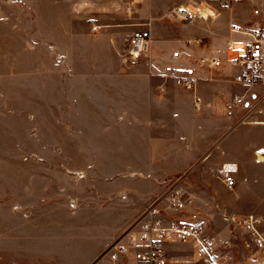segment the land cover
I'll return each mask as SVG.
<instances>
[{
  "label": "rangeland",
  "instance_id": "obj_1",
  "mask_svg": "<svg viewBox=\"0 0 264 264\" xmlns=\"http://www.w3.org/2000/svg\"><path fill=\"white\" fill-rule=\"evenodd\" d=\"M180 6L190 19L171 15ZM207 9L215 17L205 18ZM151 21L167 27L160 37L172 44L170 72L151 73L166 67L162 58L151 63L152 42L129 53L132 32L150 30ZM233 29L264 33V0H0V264H89L172 184L188 200L180 211L166 207L170 216L201 223L227 264H254L243 245L249 236L225 214H254L264 228V196L227 187L212 132L189 133L220 122L212 108L201 114V85L215 109L225 103V118L232 115L225 130L244 119L246 109L230 102L240 90L231 89L233 69L199 62L211 53L226 59V38L244 37ZM188 38L201 41L191 46ZM189 70L195 89L177 82ZM220 79L229 81L208 88ZM254 115L246 121L264 120V105ZM170 146L187 149L168 154ZM249 158L248 188L264 172ZM196 249L176 243L166 264H205Z\"/></svg>",
  "mask_w": 264,
  "mask_h": 264
},
{
  "label": "built area",
  "instance_id": "obj_2",
  "mask_svg": "<svg viewBox=\"0 0 264 264\" xmlns=\"http://www.w3.org/2000/svg\"><path fill=\"white\" fill-rule=\"evenodd\" d=\"M179 9L176 7L171 10V15L183 20L192 17L190 9L186 10L185 7L183 12H179ZM243 32L248 38L241 45L230 44L229 65L234 68L231 80L240 88L239 92L233 93L232 103L246 109L244 119L241 120L246 121L264 105V33L257 29ZM151 42L150 30H135L131 35L129 53L136 57L141 52L148 51ZM200 62L209 68L225 65L215 55L203 56ZM195 81L196 76L189 74L177 79L179 85L188 89L194 88ZM237 170V166L232 163L219 167V173L227 187L233 188L236 185ZM180 189L172 184L152 198L89 264H166L168 248L176 243L197 245L196 254L205 264H227V256L205 234L201 223L168 214L166 207L180 211L187 203L188 198ZM225 218L235 228H241L242 234L249 236L243 245L249 250L252 262L264 264V228L261 226V218L254 214H225Z\"/></svg>",
  "mask_w": 264,
  "mask_h": 264
},
{
  "label": "crops",
  "instance_id": "obj_3",
  "mask_svg": "<svg viewBox=\"0 0 264 264\" xmlns=\"http://www.w3.org/2000/svg\"><path fill=\"white\" fill-rule=\"evenodd\" d=\"M149 25H150L151 35H152V48H151V58L152 59H151V63H153V65H154V62L156 61L154 59H156V58L157 59L162 58V59H164L166 61L165 62L166 63V67H161V68L157 67V66L151 67V73L154 74V75H157V74H163V73L170 72L172 70L173 65H174L171 61L168 62V59H170V56L172 54V51H171L172 44H171V42L169 40L160 37L161 34L167 33V27H165L162 24H157L156 22H152V21L149 23ZM163 30H166V32H164ZM239 34L244 35V37L240 38V39H236V37H234V35H233V37H230V38H232L231 40L230 39L228 40L229 37L226 38V44H227L226 45V59H224L219 54V52H217V53L220 56L217 55L216 53H211V54H207V55L218 56L219 58H221L224 61V63L227 66H229L230 69L234 70V68L229 65V59L231 58V56L229 55L230 52H231L230 44H234L235 46H239V45L242 44V42L244 40H246L248 38L245 33L243 34V33L239 32ZM189 41H191V43H189ZM200 41H201V39H199V38H188L186 40V43L192 46V45H198L200 43ZM155 43L158 44V45H156V50H158V52H159V49L160 50L164 49L162 51V56H160V53L154 54L155 52H153L154 51L153 50L154 49L153 46H154ZM203 56H206V55H203ZM203 56H201V57H203ZM200 58H199V62H200ZM158 68H160V69H158ZM233 70H232V72L234 73ZM188 74L189 75H194L192 70H189ZM188 74H185V75H188ZM138 75H139V78H140L141 74H138ZM227 81H229V80L220 79V80H215V81H212V82L210 81V82H208L207 86H208L209 89H211L213 91L220 90V89L223 88V86H226V83H228ZM196 83H197V79L195 81V86L192 89L196 88ZM235 85L236 84H233L231 89L232 88L234 89ZM182 87H184V86H182ZM200 87L202 89L201 92H203V99H204L203 100V105L205 106V108L203 110V113H201V114H204L205 110H207V108H212L211 110L213 112L214 111L216 112V114H215L217 116L216 120L217 121L220 120V122H218L216 125H213L212 126L213 128H211V127L209 128L207 126H201L200 125V126H198L197 130H195V131H193L192 129H189V133L190 134L195 133L197 135L198 134L207 135V134L212 132V138H215V141L218 144L217 148L220 149L222 153H224V157H223L224 161L222 162V165L232 163V164H235L237 166V168H238V170L235 173V178L237 177L236 185L239 186L238 189L239 190L241 189L242 194H246V191H249L248 194L250 193V195H254L255 197H257V196L263 197L264 195L262 194L261 191H263V188H264V174H263L264 172H262V173L259 172L258 174L256 173L253 176L254 177L253 182L251 183L250 187L248 188L246 185L250 181V176L247 174L246 164H247V157L250 156L252 161L254 163H256L257 165H259L260 170H264V159L260 158L261 155L264 156V120H259V121H241V120H239L237 122L236 126L233 125V124H230V126L225 130L224 129V127H225L224 123L225 122H230L231 121V117H232V115L231 116L226 115L227 118H225V116L223 114L222 109L224 110V106H226V104L225 103L224 104L221 103V107H219V111H218L217 108L215 109L216 105L212 103L211 99H209V100L207 99L208 96L206 94V89L202 85ZM184 88H186V87H184ZM186 89H188V88H186ZM136 91H137V93L140 92V85H138L136 87ZM233 93L234 92L232 91L231 92V97H230V102L231 103H232V95H233ZM141 101H142V99L139 98V101H138L139 102L138 103L139 106H143L144 105L143 107H147V106H145V105H147L145 103V101L143 100L144 103H141ZM100 103H105L104 106H107V107L113 106V104H112L113 102L110 101V100H105L104 102H100ZM93 105H95V106L98 105L96 100L94 101ZM120 105L124 106L123 103H121ZM195 107H201V99L198 98L197 96H196V99H195ZM243 114H245V113H243ZM198 115H195V116H198ZM195 116H193V117H195ZM256 116H258V115H256ZM127 117L130 118V115H127L126 118ZM193 117L189 116L188 120L189 121L192 120ZM103 118H105V117H103ZM103 118H102V120H103ZM206 121H209V120L207 119L205 121H201V123L202 122H206ZM199 123L200 122H198L197 125H199ZM240 127L242 129L239 130L238 133H236L238 131V129H240ZM261 127H263V131L261 132L262 137L259 138V139H257L256 137H253L252 133L255 131V129H258V128H261ZM174 149H176V147L170 146V150L168 151V154H171V153H173V154H181V153H183L185 151V149H187V147L183 146L182 147L183 151H181V152H178V150H174ZM191 149L192 148L190 147V150ZM157 152H160V151L157 150ZM221 166H219V167H221ZM224 184H225V182H224ZM258 199L259 198H255V201L256 202L257 201H261V200H258ZM137 214H138V212H137ZM131 220H129V222ZM129 222H127V224ZM127 224H125L123 227H125Z\"/></svg>",
  "mask_w": 264,
  "mask_h": 264
},
{
  "label": "bare ground",
  "instance_id": "obj_4",
  "mask_svg": "<svg viewBox=\"0 0 264 264\" xmlns=\"http://www.w3.org/2000/svg\"><path fill=\"white\" fill-rule=\"evenodd\" d=\"M180 9H179V12H183V10H185L184 8L185 7H179ZM186 10H187V8H186ZM207 10H209V9H207ZM203 16L205 17V18H209L210 16L212 17H215V13L213 12V11H211V10H209V12H206V11H203ZM234 31H238V32H241V33H245V32H243V31H239V30H237V29H233Z\"/></svg>",
  "mask_w": 264,
  "mask_h": 264
}]
</instances>
